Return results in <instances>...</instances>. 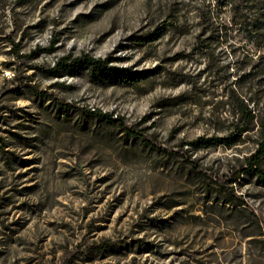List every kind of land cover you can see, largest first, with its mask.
<instances>
[{"label":"rangeland","instance_id":"obj_1","mask_svg":"<svg viewBox=\"0 0 264 264\" xmlns=\"http://www.w3.org/2000/svg\"><path fill=\"white\" fill-rule=\"evenodd\" d=\"M232 15L216 0H0V264H264V181L244 160L264 142L260 68L237 84L264 43ZM67 55L95 63L57 74ZM232 89L254 129L196 148L243 126Z\"/></svg>","mask_w":264,"mask_h":264},{"label":"trees","instance_id":"obj_2","mask_svg":"<svg viewBox=\"0 0 264 264\" xmlns=\"http://www.w3.org/2000/svg\"><path fill=\"white\" fill-rule=\"evenodd\" d=\"M221 6L229 7L232 10V22L234 25L238 26L240 31H242L249 41L257 47H261L264 43V0H216ZM257 9V10H256ZM256 11V17L252 22L248 21L244 11ZM159 33H153V39L159 37ZM44 51L42 48H37L32 54V57H36L40 52ZM15 52L20 55L19 45L15 43ZM95 63V60L89 56H78L73 57L72 55L63 56L58 59L55 70L57 74H61L63 71H70L78 66L86 65L91 66ZM260 68L259 75L264 79V54L258 56V63H254L250 66L249 72H243L239 74L237 78V84L241 86V81L251 77V73H255L256 69ZM236 90L232 89L229 95L232 105L235 103V113L238 115V121L243 124V126L237 128V133L234 135L233 132L229 135L222 137H207L199 138L192 142L196 148L200 147H210L220 143L226 145H232L234 142L239 141L241 136L254 129L255 121H257V115L254 109L250 107L247 99L244 97L236 96ZM236 96V102L233 101V97ZM128 133H133L135 137L140 138L142 141H147V138L141 136L140 133L132 132L128 129ZM139 134V135H137ZM264 157V142L259 144L256 152L246 156L245 164L254 171L258 177L264 181V169L262 167V158ZM228 195H232L231 190H228ZM226 202H233L232 198H226Z\"/></svg>","mask_w":264,"mask_h":264}]
</instances>
